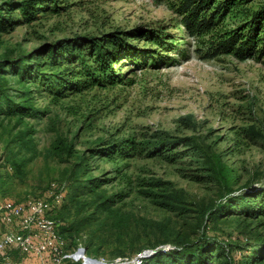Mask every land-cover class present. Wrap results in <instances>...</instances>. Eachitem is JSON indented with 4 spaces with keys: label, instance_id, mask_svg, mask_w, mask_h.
<instances>
[{
    "label": "rangeland",
    "instance_id": "1",
    "mask_svg": "<svg viewBox=\"0 0 264 264\" xmlns=\"http://www.w3.org/2000/svg\"><path fill=\"white\" fill-rule=\"evenodd\" d=\"M19 1L0 4L11 5L18 19ZM173 3L46 0L37 19L22 20L0 34V60L76 37L101 41L119 32L126 41L113 67L119 74L116 83L64 91L65 97L58 99L48 88L27 83L21 88H29L37 111L30 117L0 115V198L26 203L44 197L52 184L68 186L59 216L67 226L81 229L76 237L83 248L91 244L85 251L89 258L109 263L133 258L151 246L172 244L177 234L197 242L202 233L214 236L242 254L264 240V217L246 218L230 211L217 221L199 224L197 210L218 209L223 203L221 190L202 175L204 159L174 140L191 137L219 155L238 173L235 194L264 186V59L208 57L203 39L190 36ZM262 4L264 0H253L246 8ZM243 20V15L231 14L222 26L232 29ZM146 28L159 31L166 43L129 37L133 30ZM6 78L12 96L18 94L15 77ZM162 139L172 140L170 147L151 155L152 144ZM58 140L73 143L77 154L129 140L138 149L114 158H90L88 153L84 172L75 166L76 155H55L52 147ZM91 178L102 182L96 193L73 189ZM157 182L164 185L155 187ZM164 189L180 195L188 211L164 209L146 193ZM96 194L116 199L105 210ZM233 256L237 262L241 253L233 251ZM20 260L37 264L29 258Z\"/></svg>",
    "mask_w": 264,
    "mask_h": 264
},
{
    "label": "trees",
    "instance_id": "2",
    "mask_svg": "<svg viewBox=\"0 0 264 264\" xmlns=\"http://www.w3.org/2000/svg\"><path fill=\"white\" fill-rule=\"evenodd\" d=\"M54 0H51L53 2ZM173 1L174 9L181 17V23L190 36L203 39L206 45L208 57L214 58L220 55H228L237 60L264 59V4L256 9L246 8L253 0H158ZM46 0H21L18 3L19 18H15L11 5L0 4V34L10 32L22 20L30 23L37 19L36 15ZM56 6L51 11L57 13ZM243 15L244 20L232 29L223 28L224 20L231 14ZM19 20V22H18ZM133 35L151 40L155 44L164 45L166 42L161 33L153 28L135 29ZM205 39V40H204ZM62 40L55 44H46L40 50L31 54H20L16 57H5L0 60V115L11 117H30L34 109L30 103L29 88L22 89L27 83L38 84L44 89H49L52 96L58 98L65 97L64 91L80 92L84 88L103 86L108 82H115L119 78L113 69L117 63V52L126 41L117 32L110 38L101 41L92 37H76L72 41ZM6 75L14 76L20 86L18 94L12 96V92L7 88ZM22 86V88H21ZM177 145L190 146L204 159L202 168L203 176L215 183L221 190L223 203L218 209L203 207L197 210V220L200 225L207 224L208 221H217L224 215H229L230 211L234 215H242L246 218L264 217V186L257 189L250 188L247 184V192L235 194L233 185L239 179L238 173L224 164L219 155L211 152L207 146L204 147L194 141L193 138L174 139ZM172 143L170 139H162L154 145L155 155ZM151 143H147L150 146ZM73 143L58 140L52 147L55 155L60 157L64 154L72 157L76 155L75 166L87 170V155L90 158L104 156L109 158L125 157L127 150L134 152L138 149L134 140H129L122 145H113L105 148H89L77 154L73 149ZM179 155V153L175 154ZM17 163V162H16ZM75 167V169H77ZM78 180H74L76 183ZM102 182L100 179L91 178L85 184H78L75 189L83 193H96ZM155 187H162L164 184L157 182ZM68 190V186H66ZM148 197L155 198V203L169 211L175 209L188 211L184 208V200L176 192L160 190L159 193L146 192ZM100 202L99 206L109 210L116 195L104 197L96 194ZM75 193L71 195L73 199ZM62 206V205H61ZM60 208V207H59ZM56 208L51 217L58 223L59 231L67 243L68 249H76L80 240L77 235L81 232L78 226H67L59 216L60 210ZM201 241H191L189 237L177 234L170 245L171 249L160 251L146 258L142 264H264V240L259 239L257 244L248 249L246 254L243 250L234 248L233 244H226L218 241L214 236L206 237L201 235ZM168 241V240H166ZM160 245V244H159ZM154 245L149 249L153 250L159 246ZM91 247L87 243L84 247L88 251ZM148 249V248H147ZM144 251V249L142 250ZM141 251V252H142ZM233 251L241 253V258L236 262ZM87 254V253H86ZM64 264H80L79 262L65 261Z\"/></svg>",
    "mask_w": 264,
    "mask_h": 264
},
{
    "label": "built area",
    "instance_id": "3",
    "mask_svg": "<svg viewBox=\"0 0 264 264\" xmlns=\"http://www.w3.org/2000/svg\"><path fill=\"white\" fill-rule=\"evenodd\" d=\"M64 188L52 184L44 197L21 203L0 198V264H23L29 258L37 264H142L152 256L144 250L133 258H119L113 263L87 256L80 245L76 250L67 247L58 223L51 217L65 199Z\"/></svg>",
    "mask_w": 264,
    "mask_h": 264
},
{
    "label": "water",
    "instance_id": "4",
    "mask_svg": "<svg viewBox=\"0 0 264 264\" xmlns=\"http://www.w3.org/2000/svg\"><path fill=\"white\" fill-rule=\"evenodd\" d=\"M170 249H171V246L170 245H163V246H159L156 249L151 250V252H152V254H156L157 252L167 251V250H170ZM90 260H93V259H90Z\"/></svg>",
    "mask_w": 264,
    "mask_h": 264
},
{
    "label": "crops",
    "instance_id": "5",
    "mask_svg": "<svg viewBox=\"0 0 264 264\" xmlns=\"http://www.w3.org/2000/svg\"><path fill=\"white\" fill-rule=\"evenodd\" d=\"M23 264H28V263H23ZM29 264H32V263H29ZM35 264V263H34Z\"/></svg>",
    "mask_w": 264,
    "mask_h": 264
}]
</instances>
